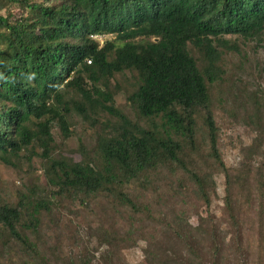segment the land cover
I'll list each match as a JSON object with an SVG mask.
<instances>
[{
    "label": "trees",
    "instance_id": "1",
    "mask_svg": "<svg viewBox=\"0 0 264 264\" xmlns=\"http://www.w3.org/2000/svg\"><path fill=\"white\" fill-rule=\"evenodd\" d=\"M259 49L264 0H0V264H264V160L216 121L263 149Z\"/></svg>",
    "mask_w": 264,
    "mask_h": 264
},
{
    "label": "rangeland",
    "instance_id": "2",
    "mask_svg": "<svg viewBox=\"0 0 264 264\" xmlns=\"http://www.w3.org/2000/svg\"><path fill=\"white\" fill-rule=\"evenodd\" d=\"M104 38H106V36L97 35L94 37V39H97L100 42H102ZM249 59L251 60L250 68H248V74L250 76L248 77L246 75V79L254 78V81L258 80L264 84V79L257 78V76H259L260 74H264V70L256 68L255 64H262L264 62V49H259L257 53H249ZM216 121L218 126L220 127V148L226 165L235 166L240 164L241 162L247 164L248 162L264 160V138L261 145L263 149L259 151L256 147V139L258 138V134L255 131L242 125L239 122H235L232 119H229L223 113H219L216 116ZM0 177L8 181L12 179V173L0 166ZM216 180L217 192L218 195L221 196L223 194V177L221 175H216ZM211 208L212 210H214V212L219 213V197L212 204ZM195 219L196 216L193 215L191 217V221H194ZM61 220V225L59 226L60 231H56V237L59 238V242L62 243L61 255H63L66 252V236L71 235L72 227H74V221H67L65 216H62ZM66 222L67 224H65ZM48 234H51V232H48ZM56 237L49 238L48 241L50 245L55 244L54 240H58ZM123 257L127 261V264H147L140 247L124 249Z\"/></svg>",
    "mask_w": 264,
    "mask_h": 264
},
{
    "label": "built area",
    "instance_id": "3",
    "mask_svg": "<svg viewBox=\"0 0 264 264\" xmlns=\"http://www.w3.org/2000/svg\"><path fill=\"white\" fill-rule=\"evenodd\" d=\"M93 36V38L95 37V36H97V34H94V35H92Z\"/></svg>",
    "mask_w": 264,
    "mask_h": 264
}]
</instances>
